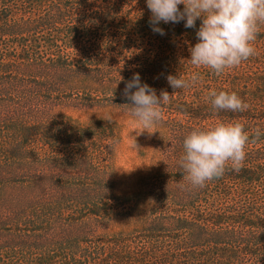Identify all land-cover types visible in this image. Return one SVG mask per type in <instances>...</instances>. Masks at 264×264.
<instances>
[{"label": "trees", "instance_id": "trees-1", "mask_svg": "<svg viewBox=\"0 0 264 264\" xmlns=\"http://www.w3.org/2000/svg\"><path fill=\"white\" fill-rule=\"evenodd\" d=\"M150 15L146 0H0V174L13 178L0 181V264H264V135H250L239 173L226 170L203 188L177 170L194 127L236 119L250 134L264 131V26L256 55L215 75L188 60L199 19L196 28L160 22L159 35ZM194 72L200 79L188 88L166 79ZM134 73L172 95L155 124L171 149L146 181L147 224L100 235L97 224L120 206L108 173L114 127L59 120L54 108L118 102L116 84ZM212 88L236 91L249 109L214 111ZM46 165L60 166V179Z\"/></svg>", "mask_w": 264, "mask_h": 264}, {"label": "clouds", "instance_id": "clouds-1", "mask_svg": "<svg viewBox=\"0 0 264 264\" xmlns=\"http://www.w3.org/2000/svg\"><path fill=\"white\" fill-rule=\"evenodd\" d=\"M146 5L151 13L148 21L151 30L159 35H165L160 22L183 21L184 27L196 28L197 19L201 21L196 30L197 42L189 48L188 60L196 68L222 75L226 69L238 67L256 55L254 42L264 26V0H146ZM166 79L176 90L195 85L200 76L195 72L187 78L169 74ZM122 94L131 102L126 104L130 106V115L141 125L135 129L137 134L155 131L154 125L162 120L163 107L172 99L163 89L157 95L154 88L141 81L138 73L125 81ZM207 97L217 112L242 113L250 107L236 91L212 88ZM250 135L259 138L264 131L257 128L250 134L244 123L236 119L194 127L183 137V154L177 170L192 188L205 187L222 177L226 170L239 173L244 166ZM131 146L138 150L135 138Z\"/></svg>", "mask_w": 264, "mask_h": 264}, {"label": "rangeland", "instance_id": "rangeland-1", "mask_svg": "<svg viewBox=\"0 0 264 264\" xmlns=\"http://www.w3.org/2000/svg\"><path fill=\"white\" fill-rule=\"evenodd\" d=\"M116 85L120 92L119 103L115 99L114 103L107 101L91 108L76 109L60 105L54 108L55 116L59 120L63 119L82 125L102 121L114 127L113 139L118 143H112L111 155L108 158V173L111 193L120 206L114 210L113 220L108 225L97 224L95 231L100 235H114L115 237L121 232L139 231L144 224H147L145 217L150 208L149 199L154 198V195L148 190L146 181L162 173L164 162L168 159V151L171 149L168 146V135L159 130L158 126L154 125L156 130L152 133L145 130L137 134L136 130L141 125L130 115L129 106L126 105L128 103L124 101L125 96L122 93L125 83L122 81ZM109 87L110 84H107L106 93ZM151 130L150 128L149 131ZM134 138L138 150L131 146ZM28 155L26 158H23L24 155H16L14 160L24 162L29 159ZM49 166L46 165L45 169L54 173L52 179H60V166ZM29 178H33V174ZM12 180L10 169L1 172V182Z\"/></svg>", "mask_w": 264, "mask_h": 264}]
</instances>
